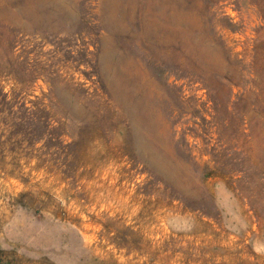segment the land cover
<instances>
[{
    "label": "rangeland",
    "instance_id": "obj_1",
    "mask_svg": "<svg viewBox=\"0 0 264 264\" xmlns=\"http://www.w3.org/2000/svg\"><path fill=\"white\" fill-rule=\"evenodd\" d=\"M60 1L0 0V264H264V0Z\"/></svg>",
    "mask_w": 264,
    "mask_h": 264
},
{
    "label": "bare ground",
    "instance_id": "obj_2",
    "mask_svg": "<svg viewBox=\"0 0 264 264\" xmlns=\"http://www.w3.org/2000/svg\"><path fill=\"white\" fill-rule=\"evenodd\" d=\"M46 6H48L50 9L55 10L59 15L62 17L69 16L68 10L64 3H62L60 0H41ZM106 5V4H105ZM111 7V6H110ZM109 25L111 26L112 23L109 22ZM145 151H147V146L144 145Z\"/></svg>",
    "mask_w": 264,
    "mask_h": 264
}]
</instances>
